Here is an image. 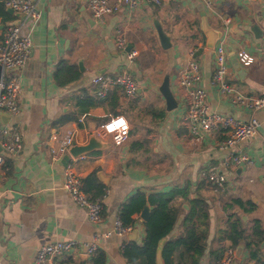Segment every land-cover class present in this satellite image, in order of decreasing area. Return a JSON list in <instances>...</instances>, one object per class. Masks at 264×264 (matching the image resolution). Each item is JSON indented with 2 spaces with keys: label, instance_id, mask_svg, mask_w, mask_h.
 <instances>
[{
  "label": "crops",
  "instance_id": "obj_1",
  "mask_svg": "<svg viewBox=\"0 0 264 264\" xmlns=\"http://www.w3.org/2000/svg\"><path fill=\"white\" fill-rule=\"evenodd\" d=\"M138 1L135 11L122 7L99 20L90 17L86 0L38 1L40 18L31 35L32 51L18 73L20 110L14 117L0 118L3 124L15 126L22 140L21 150L5 155L0 166V264H32L41 245L67 239L81 245L90 242L94 234L98 235V250L93 256H87L81 245L45 264H93L98 254H103L104 264H143L140 260L129 263L122 254L125 245H139L144 239L145 222L140 214L132 216L133 227L138 230L136 241L106 236L120 206L137 193H185L186 199L175 198L181 209L164 242L182 234L188 200L207 203L208 229L199 264H214L218 253L231 247L224 231L234 214L245 217L242 221L250 238L264 236V109L251 113L234 106L211 84L214 49L222 43L226 51V83L245 95H264V0H213L212 9L205 8L199 0H162L158 6ZM10 15V22L24 19L16 12ZM202 16L220 32L213 49L205 45ZM153 20L169 37L168 49L161 48ZM7 23L0 21V35ZM254 27L259 38L254 36ZM117 29L125 39L123 50L115 45ZM130 51L137 52L132 61L127 60ZM240 51L251 55L253 62L243 66L237 58ZM191 54L200 66L201 86L207 93L209 108L243 121L255 117L259 122L257 133L235 147L246 153L252 163L223 168L227 183L222 193L212 191L204 174L220 166L228 151L218 149V136L201 140L191 137L182 121L187 97L177 76ZM60 60L76 66L81 77L68 85L57 84L54 73ZM122 73L137 81L135 98L128 99L121 88H112L104 99L94 96V76ZM165 75L169 76L170 90L177 101L171 112L165 110L158 91ZM84 96L93 105H78ZM118 114L130 124L124 144L106 142L103 149L83 159L70 160L81 179L94 172L105 187L102 221L95 225L63 190V157L51 160L50 137L65 135L82 118L74 141L83 145L91 134L98 137V127ZM63 118L70 120L53 125ZM98 172L108 176L107 185L99 180ZM231 199L240 200L243 206L225 209ZM255 227L257 232L253 233ZM240 243L243 249L239 257L234 255L233 264H264V238L256 247L255 257H251L244 242ZM185 261L186 256L181 259L179 252L173 255L172 264Z\"/></svg>",
  "mask_w": 264,
  "mask_h": 264
},
{
  "label": "built area",
  "instance_id": "obj_2",
  "mask_svg": "<svg viewBox=\"0 0 264 264\" xmlns=\"http://www.w3.org/2000/svg\"><path fill=\"white\" fill-rule=\"evenodd\" d=\"M39 0H3L6 9L12 10L23 16V21L8 22L0 35V115L3 113L14 117L20 110V82L19 71L26 65L32 51V33L39 21ZM146 4L158 6L162 0H144ZM207 9H212L213 0H199ZM139 6L138 0H86V9L90 17L99 20L104 16L126 8L130 12ZM115 45L117 49L125 48V39L120 29L115 31ZM137 52L127 53V60L132 61ZM237 58L243 66L253 62V57L246 52L237 53ZM215 71L211 84L225 94L230 103L239 108L255 113L264 109V95L250 96L242 94L235 87L225 81L227 74L226 51L222 43L214 49ZM178 85L186 92L187 102L183 110L182 121L187 125L188 134L201 140L204 137L218 136L216 145L219 150H227L220 166L209 168L204 174V179L213 192L222 193L227 183L223 168L228 166L252 163L250 157L242 150L235 147L254 136L259 128L255 117L247 121L239 120L231 115L220 114L212 111L207 104V93L201 86V70L198 62L192 57L178 72ZM93 94L98 99H104L112 88H121L128 99L135 98L138 90L137 81L128 73L115 76L96 75L91 79ZM83 119H78L72 130L65 135L53 134L50 137V155L52 161H59L74 141L75 132L79 129ZM97 136L102 142H110L115 146L124 144L130 134V124L127 118L118 114L111 116L98 127ZM22 148L21 135L15 126L3 124L0 120V166L4 163L5 155H14ZM83 156L70 158L71 161L83 159ZM63 190L70 199L81 208L87 220L92 224L102 221L103 205L99 200H91L82 188V179L73 171L69 163L64 169ZM133 229L131 225H124L117 215L112 222L106 236L114 235L124 238ZM98 235L94 234L90 242L82 243L84 253L93 256L97 250ZM79 242L67 239L41 245L35 252L32 264H45L56 257L71 252ZM234 250L232 247L224 249L220 258L214 264H233Z\"/></svg>",
  "mask_w": 264,
  "mask_h": 264
},
{
  "label": "trees",
  "instance_id": "obj_3",
  "mask_svg": "<svg viewBox=\"0 0 264 264\" xmlns=\"http://www.w3.org/2000/svg\"><path fill=\"white\" fill-rule=\"evenodd\" d=\"M13 17L6 11L3 2L0 1V21L3 23L10 22ZM81 77V73L74 65L67 64L64 60H60L56 65L54 78L57 84L63 86L77 81ZM93 105L89 97L78 100V105L84 104ZM70 119H60L54 122L53 125L63 124ZM82 188L85 194L91 200H99L102 202L105 194V187L98 181L96 174L93 172L85 179H82ZM182 196L186 199L183 191L172 190L169 193H153L145 195L137 193L131 197L125 204L119 208V217L124 225L133 226L134 214H140L145 206L150 207L149 219L144 223L145 236L141 244L128 243L123 249V256L127 262L132 263L140 260L143 264L155 263V250L158 242L165 239L173 230L177 217L180 213L181 205L175 204V198ZM189 211L182 221V234L174 239L165 241L162 248V258L164 264H172L173 255L179 252L181 259L186 256V261L178 264H199L203 253L205 251V241L208 229V205L204 200L194 199L188 200ZM103 205V204H102ZM232 206H240L243 204L238 199H231L225 204L226 208ZM233 220L228 222L226 232V239L230 246L234 247L240 242H244V246L251 252V257H255L256 247L258 243L264 238L253 239L247 234L246 224L242 219L233 215ZM202 229L199 233L197 230ZM256 233V227L252 229ZM252 236V234H251ZM254 236V235H253ZM222 251L218 253L216 259L220 258ZM105 258L103 254H98L93 259V264H104Z\"/></svg>",
  "mask_w": 264,
  "mask_h": 264
},
{
  "label": "water",
  "instance_id": "obj_4",
  "mask_svg": "<svg viewBox=\"0 0 264 264\" xmlns=\"http://www.w3.org/2000/svg\"><path fill=\"white\" fill-rule=\"evenodd\" d=\"M7 12L9 14H12V10L7 9ZM202 32L204 33L205 36V45L208 49H213L215 42L217 40H219L220 38V32L211 28L206 20L205 17L202 16ZM153 24H154V28L155 31L157 33L159 42H160V46L163 49H168L171 46L170 43V39L169 37L165 34V32L163 31L161 25L159 24V22L157 20H153ZM252 31L254 33V36L256 38H259V32L257 30V28H252ZM1 74H2V67L0 66V78H1ZM100 75V74H98ZM159 93L161 94L164 102H165V110L167 112H171L174 109H176L177 107V101L174 97V95L172 94L171 90H170V85H169V76L165 75L162 84L159 86L158 88ZM9 116L5 115V114H1L0 118L1 119H6ZM107 143L106 142H102L100 138L96 137L95 134H91L87 140V142L83 145H77L75 143V141H73L68 149V154H65L61 160L62 164L64 166H66L69 161L70 158H77L79 156H83V155H88L94 151H98L101 150L105 147ZM97 176L99 177V180L104 184L107 185V179L108 176H105L102 174V172H98ZM140 218L146 222L149 219V208L147 206H145L141 213H140ZM242 220H245L244 216H241ZM137 236H138V230L137 227L134 226L132 231L127 234V241L131 242V241H136L137 240ZM163 242L164 239H161L156 247L155 250V263L154 264H164L163 258H162V248H163ZM243 249V243H239L238 245H236V247L234 248V255L239 257L240 253Z\"/></svg>",
  "mask_w": 264,
  "mask_h": 264
}]
</instances>
